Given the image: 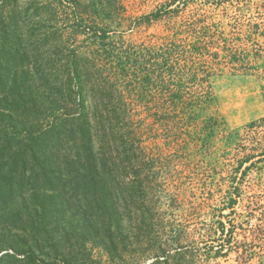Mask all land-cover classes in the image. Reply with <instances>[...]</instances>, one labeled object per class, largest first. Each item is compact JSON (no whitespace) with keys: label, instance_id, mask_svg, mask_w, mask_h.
I'll return each mask as SVG.
<instances>
[{"label":"rangeland","instance_id":"374dc122","mask_svg":"<svg viewBox=\"0 0 264 264\" xmlns=\"http://www.w3.org/2000/svg\"><path fill=\"white\" fill-rule=\"evenodd\" d=\"M75 1L39 14L34 0L17 5L36 60L46 33V60L87 57L96 97L122 95L107 138L130 150L121 180L146 187L125 219L130 264H264V0Z\"/></svg>","mask_w":264,"mask_h":264},{"label":"trees","instance_id":"16d2710c","mask_svg":"<svg viewBox=\"0 0 264 264\" xmlns=\"http://www.w3.org/2000/svg\"><path fill=\"white\" fill-rule=\"evenodd\" d=\"M62 2L76 1L34 0L33 6L47 12ZM17 3L0 0V251L14 252L1 255L0 264H94L88 244L130 264L127 257L134 256L125 251L136 226L125 219L146 187L134 180L138 174L121 180L130 150L116 135L107 138L106 121L123 119L116 106L122 95L117 102L112 90L96 97L104 86L95 88L87 57L46 60L55 47L46 33L42 41L50 45L36 60L38 49L26 34L29 9ZM162 257L151 264H170V255Z\"/></svg>","mask_w":264,"mask_h":264},{"label":"built area","instance_id":"2783aa9c","mask_svg":"<svg viewBox=\"0 0 264 264\" xmlns=\"http://www.w3.org/2000/svg\"><path fill=\"white\" fill-rule=\"evenodd\" d=\"M5 253H14V252H13V250H11V249H8V250H2V251L0 252V255L5 254Z\"/></svg>","mask_w":264,"mask_h":264}]
</instances>
